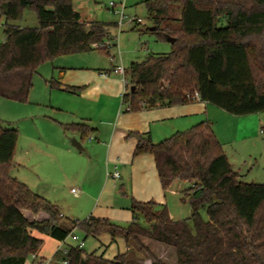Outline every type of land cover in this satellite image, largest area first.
Segmentation results:
<instances>
[{
    "label": "trees",
    "instance_id": "16d2710c",
    "mask_svg": "<svg viewBox=\"0 0 264 264\" xmlns=\"http://www.w3.org/2000/svg\"><path fill=\"white\" fill-rule=\"evenodd\" d=\"M145 6L154 24L148 31L176 42L170 54H154L125 69L127 112L187 105L196 102L192 96L197 93L200 101L232 116L264 113V0H147ZM28 9L36 12L39 27L16 24ZM0 14L5 19L0 98L6 100L27 102L45 62L108 52L109 46H98L116 40L114 25L84 22L73 0H0ZM48 83L61 87L54 79ZM66 87L74 94L85 89ZM62 129L84 139L95 132L86 123L63 124ZM19 137L0 120V264H26L37 256L44 242L33 236L34 230L59 242L76 230L84 240L109 235L111 244L120 239L127 248L150 239L174 248L178 264H264V184L241 180L209 122L157 144L149 133L129 134L137 141L135 158L153 156L164 192L176 181L190 183L181 202L189 204L192 216L174 220L166 204L133 200L128 228L97 217L63 226L56 204L11 175ZM23 210L50 218L30 221ZM141 218L147 226L139 223ZM57 257L68 264H129L127 253L110 261L79 246ZM150 257L154 264H165Z\"/></svg>",
    "mask_w": 264,
    "mask_h": 264
},
{
    "label": "rangeland",
    "instance_id": "374dc122",
    "mask_svg": "<svg viewBox=\"0 0 264 264\" xmlns=\"http://www.w3.org/2000/svg\"><path fill=\"white\" fill-rule=\"evenodd\" d=\"M145 1L147 0H73V8L82 14L85 21L118 24L119 17L110 8V4L114 3L117 5V8L124 5V7H126L125 14L129 18H140L142 23L130 25L125 22L121 31L117 26L116 28L112 26V28H114L113 36L116 40L111 41L113 45L108 49V52L104 50L93 51L88 54L62 56L54 61H47L40 65L34 76L32 90L27 102L11 101L0 98V120L3 121L4 128L17 130L20 136L16 148L15 165L11 170V175L20 182L25 183L37 194L43 192L47 197H45L46 199L52 201L63 213H66L70 222L61 216V224L63 226L66 225L71 227L72 222H81L91 215L96 216L100 209L106 208L104 200L107 197H110L109 199L111 200L116 199L112 202V205H108V212L110 214L125 213L129 215L130 218L128 221H120L115 218L108 220L124 228H128V225L131 223L133 214L129 207L130 204L128 205L134 196L132 195L131 183L129 178L114 182V180H112L113 177H108L106 174V165L104 163L107 149L102 147L97 150L95 163H90L88 161V156L91 155L90 149L87 147L88 144L91 143L88 142L91 140H89V138L85 139L86 151L77 150L74 147L76 151L75 156H70L65 153L59 154L58 152L60 151L50 150L51 144L59 142V137L61 138L59 135L63 132L61 123L70 122L71 124L72 122H76V119L71 116L72 113L79 112L83 115H87V117H102L109 120L113 114L125 116V114H127L125 112L127 105L122 101V94L124 95L125 86H123L122 78L118 75H112V78H117L121 88L123 87L120 96L117 97V99H113L110 94H103L100 97V101H96V103L93 104L87 103L86 95L74 94L70 90H62V88L58 87L52 88L48 81L52 79L57 81V76L54 75V66L64 61L68 66L75 68H91L94 66V69L88 72H90V74L96 73L99 75L100 73L108 71L112 72L119 66L128 69L132 63L145 61L149 56L154 54H170L172 51V43L157 38L155 34L153 35L148 31L154 27V24L149 19ZM4 23L5 19L0 14V44L5 40ZM16 24L23 28L39 27L36 12L28 9L25 11L23 18L17 21ZM75 71L69 72L75 74L80 72V70H77V72ZM175 107L180 108V106ZM142 111L143 110L140 112ZM140 112L128 113L137 115ZM176 119V121L179 122L184 121L181 118ZM78 121L81 122L82 120ZM207 122L209 121L207 120ZM228 124L229 123L225 120H220L215 125L221 131H226ZM97 126L98 124L94 123L93 127ZM211 126L213 125L211 124ZM261 126L262 127L258 128L260 137L258 140L259 143L254 144L255 146L250 149L240 148L238 155L234 157V170L240 174L241 180L245 183L251 184L253 182L264 184V122ZM188 128L177 131L183 132L188 130ZM94 143H98L97 139L94 140L93 144ZM70 145L73 146V143H70ZM56 153L60 163H74L77 170H67L66 168L62 170L64 168L63 164H60V166L63 167L58 169L51 166L50 164L53 162L54 154ZM94 155L96 154H92V156ZM250 157H253L254 160L251 165L249 164L251 160ZM137 158L141 162L145 161L151 166H156L154 158L150 154H145ZM246 161L248 164H245ZM86 164L88 167L90 166L89 169H87ZM156 176L158 175L156 174ZM40 178L42 180H40ZM157 179L159 180L158 187L161 194L164 193L162 195L164 203H166L169 210H171L175 219H189L192 216V209L188 203H182L181 200L184 196L182 192L190 187V183L174 182L167 190L175 191L174 194H171L170 192L166 193L163 191L160 179L158 177ZM106 182L109 185L105 188ZM124 182L126 187L122 189ZM38 184L42 185V187H39ZM72 189L74 192H72ZM103 191L106 198L103 197L101 199L100 195ZM164 195H166V200ZM96 197L97 199L95 201ZM123 202H125L124 205L122 204ZM96 208L99 210L95 213L94 211ZM26 212L32 214L29 211ZM201 215L204 221L209 219L207 210L203 209ZM139 223L142 226H147V223L142 218ZM74 235L79 238L80 242H84V249L87 254L96 253V255H104V258L110 261H113L115 259L114 257L118 254L127 253L129 264H154V260L150 257V254H153L165 264H178V257L174 248L150 239L144 238L141 241L142 246L133 244L130 248H127L125 242L120 239L111 244V237L109 235H102L97 239L90 237L87 240H84V234L79 230H76ZM65 244L64 250L70 246H79L72 237H68ZM45 245L43 252V257L45 259L42 260L39 257L38 261L41 260L44 262L43 264H48V262L51 261L50 255L57 251L59 244L50 240L47 241ZM60 253H62V251ZM31 259L34 260L33 257L28 258L30 262ZM55 259L58 261L51 264H61L62 260L59 257Z\"/></svg>",
    "mask_w": 264,
    "mask_h": 264
},
{
    "label": "crops",
    "instance_id": "0c3cea01",
    "mask_svg": "<svg viewBox=\"0 0 264 264\" xmlns=\"http://www.w3.org/2000/svg\"><path fill=\"white\" fill-rule=\"evenodd\" d=\"M78 11V10H77ZM79 12V11H78ZM80 13V12H79ZM81 18L84 22L85 21L82 17V14L80 13ZM109 24V23H108ZM113 24L114 28H116V23H110ZM111 28V33L113 35V29ZM67 60V59H65ZM60 61V60H59ZM139 63V62H135ZM93 67V68H92ZM90 67H72L68 66V64L64 62H61V64H58L54 66V75L57 76V82L61 84L62 90H66V86L68 87H85V89L78 93L80 95H86L87 97V103H96V101H100V97L104 94H110L113 99H117V97L120 96V94L123 91V87L121 88L119 84V80L117 78H112V75H116L115 73L110 72H104L97 75L96 73L90 74V70L94 69V66ZM76 70V71H75ZM80 70L77 74L71 73L69 71H75ZM104 74H109L108 77H104ZM111 76V77H110ZM117 76V75H116ZM123 94H122V100H123ZM98 103V102H97ZM127 114L125 116L122 115H112L110 119L107 118H93L91 116L83 115L81 113H72V117L76 119V122H72L71 124H78V123H86L90 129L95 130L94 137L90 136L88 142H91L88 144L87 147L90 149V154L88 156V161L90 163H95L96 159L95 156H97V150L102 147L107 149V155L104 159V163L106 165L107 172L106 174H111L115 171H118L120 173V178L118 180H114V182L123 181V179L130 180L131 187H132V195H134L131 199V202L129 207H131L133 200H136L138 202H150L154 201L157 204H166L164 203V198H162L161 191L158 187L159 185V176L158 172L156 173V166H151L149 163L141 162L138 158L134 157V153L136 151V139L129 138V134L131 132H138V133H149L152 137V140L154 143L162 142L170 137L171 135L181 132L177 130H184L188 127H193L198 124H201L203 122H207V120L213 125L212 129L215 131V134L224 147L225 153L227 155L228 161H230L233 169L235 167L234 160L236 155H238L239 149H250L251 147H254V144L259 143V127H262V123L264 122V113L261 114H254L247 117H238V116H232L225 111L221 110L220 108H216L215 106L202 102V101H196L194 103H189L187 105H183L179 107L171 106V107H162V108H156L151 110H143L137 115H133L131 113L127 112V109L125 110ZM228 114V115H226ZM231 116V117H229ZM109 118V117H108ZM112 118V119H111ZM176 118H181L184 121L179 122L176 121ZM78 120H82L81 122ZM220 120H225L228 122V128L226 131H221L218 127H216L215 124H217ZM78 121V122H77ZM173 121V122H172ZM175 121V122H174ZM94 123H97V127H93ZM69 123H61V126ZM215 126V127H214ZM218 128V129H217ZM189 129V128H188ZM62 133L59 134L61 138L59 137V142L57 143H50V150H56L60 151L59 154H67L70 156H75V149L70 143H74L75 141L82 146V150L86 151L85 147V139L82 138L80 134H71L66 133L62 129ZM187 131V130H186ZM97 132V133H96ZM184 132V131H183ZM98 136V137H97ZM88 139V138H87ZM97 139L98 143H94V140ZM159 141V142H158ZM93 144V145H92ZM262 144V143H261ZM264 145V144H263ZM52 148V149H51ZM92 154H96L92 156ZM231 154V155H230ZM232 157V158H231ZM250 165L254 162L253 157H250ZM53 162L50 164L51 166L55 168H62L63 166H60V164L64 165L67 170H77V167L74 163H68V162H62L60 163L58 161V155L57 153L54 154ZM49 163V162H48ZM47 163V164H48ZM89 164V163H88ZM245 164H248L247 161ZM87 165V164H86ZM156 165V163H155ZM49 167V166H48ZM76 167V168H75ZM90 166L87 169H89ZM93 171V170H91ZM235 171V170H234ZM237 172V171H235ZM239 174V173H238ZM240 175V174H239ZM40 180H42L40 178ZM125 181V180H124ZM35 182V181H32ZM38 183V182H35ZM161 183V182H160ZM30 184V183H29ZM39 185V184H38ZM109 184L105 183V188ZM39 187H42V185H39ZM126 187L125 182L122 185V189ZM73 190V189H72ZM44 191V190H43ZM74 191V190H73ZM72 191V192H73ZM35 192V191H34ZM170 192L171 194H174L175 191H166V193ZM36 193V192H35ZM42 197H46L43 192H40ZM84 198L83 196H81ZM106 198L104 196V191L100 195V198ZM166 200V195H164ZM47 198V197H46ZM110 197H107L104 200V205H106L104 209H98L94 211L95 213L99 210V213L94 216L91 215L90 217H97L101 219H112L115 218L116 220H123L128 221L129 215L123 213H112L110 214L108 205H112V202L116 199H109ZM116 198V197H115ZM97 197L95 198L96 201ZM52 200V199H51ZM55 202V201H54ZM56 203V202H55ZM125 202L122 204L124 205ZM59 208V207H58ZM169 209V208H168ZM60 210V209H59ZM171 212V210H170ZM22 213L30 220V221H44L49 220L50 215L40 212L38 214H30L26 211H22ZM61 215L64 219H69L66 213H63L60 210ZM32 215V216H31ZM171 216L174 220L175 217L173 213L171 212ZM33 236L42 239L44 242V248L45 243L47 241H55L58 245V249L64 250V244L63 242L56 241L52 239L51 237H48L46 235H43L39 233L38 231L34 230ZM43 250L36 256L34 260L31 259V262L27 260L26 264H43L44 262L38 261L39 257L40 259L44 260L43 257ZM55 251L52 255H50V259L55 256L57 253ZM40 262V263H39Z\"/></svg>",
    "mask_w": 264,
    "mask_h": 264
},
{
    "label": "built area",
    "instance_id": "2783aa9c",
    "mask_svg": "<svg viewBox=\"0 0 264 264\" xmlns=\"http://www.w3.org/2000/svg\"><path fill=\"white\" fill-rule=\"evenodd\" d=\"M110 8L113 10V12L119 17V21H118V24H117V27L118 29L121 31L122 30V27L124 26L125 22L126 23H129L130 25H134V24H141L142 23V20L140 18L138 19H135V18H129L126 14H125V9L126 7H124V5H122L120 8H117V5H115L114 3H111L110 4ZM113 45V43L111 41H107V43L103 44V45H99L98 47L100 48H104V47H111ZM113 73H115L116 75L120 76L122 78V82H123V86H125V92L124 94L130 89V86H129V82H128V79L126 77V70L124 67H117L116 69H114ZM109 74H104V77H108ZM124 97V96H123ZM192 99H194L195 101H200L199 99V95L197 93H195L193 96H192ZM128 109V108H127ZM108 177H113V179H119L120 178V173L118 171H115L111 174H108ZM74 192V191H73ZM69 237H72V239L77 242V244H79V247L82 249L85 247V244L83 241H79V238L77 236L74 235V233L69 236ZM68 239V238H67ZM66 239V241H67ZM66 241L63 242L64 245H66ZM62 251V253H66L67 251V248L65 250H62V249H59L57 252L60 253ZM36 256H33V259H35ZM58 260L55 259V256H53L51 258V261L48 262V264H51L53 262H57ZM61 264H68L67 262H61Z\"/></svg>",
    "mask_w": 264,
    "mask_h": 264
},
{
    "label": "water",
    "instance_id": "95a60500",
    "mask_svg": "<svg viewBox=\"0 0 264 264\" xmlns=\"http://www.w3.org/2000/svg\"><path fill=\"white\" fill-rule=\"evenodd\" d=\"M169 41L172 44H174L176 42V39L169 37ZM132 90H134V88H132ZM73 147H75L77 150H82V146L80 144H78L76 141L73 143Z\"/></svg>",
    "mask_w": 264,
    "mask_h": 264
}]
</instances>
